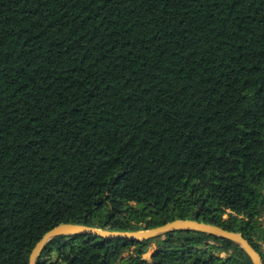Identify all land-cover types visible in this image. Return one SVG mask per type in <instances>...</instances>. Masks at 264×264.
<instances>
[{"label":"trees","instance_id":"trees-1","mask_svg":"<svg viewBox=\"0 0 264 264\" xmlns=\"http://www.w3.org/2000/svg\"><path fill=\"white\" fill-rule=\"evenodd\" d=\"M263 184L264 0H0V264L60 224L174 220L264 264ZM155 240L152 264H251L179 231L59 237L36 264H149Z\"/></svg>","mask_w":264,"mask_h":264},{"label":"water","instance_id":"water-1","mask_svg":"<svg viewBox=\"0 0 264 264\" xmlns=\"http://www.w3.org/2000/svg\"><path fill=\"white\" fill-rule=\"evenodd\" d=\"M194 232L213 236L216 238L227 240L238 246L250 259L251 264H262L260 255L254 250L242 234L229 232L221 227L199 222L197 220H174L162 226L140 231L116 232L109 230H101L82 224H60L48 231L42 239L36 244L28 259V264H36L45 247L52 240L59 237L70 236H94L104 240H130L144 241L158 237H162L168 233L174 232Z\"/></svg>","mask_w":264,"mask_h":264},{"label":"rangeland","instance_id":"rangeland-1","mask_svg":"<svg viewBox=\"0 0 264 264\" xmlns=\"http://www.w3.org/2000/svg\"><path fill=\"white\" fill-rule=\"evenodd\" d=\"M263 192H264V184L261 186ZM132 207H136L135 204H131ZM262 220L264 221V209H263V212H262ZM228 218V213H226L224 216H223V219L226 220ZM147 220H151V219H147ZM141 226L145 225V222L144 223H140ZM159 238V237H158ZM162 238V237H161ZM156 239V238H154ZM151 240V239H150ZM153 240V239H152ZM159 241H153L151 243H149V245H147V252L145 254H143L141 256V259L142 260H145L146 262H148L149 264H152L153 263V260H152V254L153 252L157 249V243ZM206 246L208 247H211V246H214V247H218L219 245L209 241ZM200 248V247H199ZM262 250L264 251V242H262ZM215 255L219 258H226L227 257V254H225L224 252H216V250L214 251ZM137 255L136 253V250L135 249H130L128 251H126L122 256L121 258L115 263V264H126L128 259L130 257H135ZM52 262L55 261V257H53L52 259Z\"/></svg>","mask_w":264,"mask_h":264}]
</instances>
